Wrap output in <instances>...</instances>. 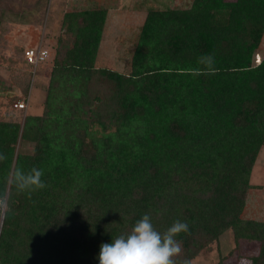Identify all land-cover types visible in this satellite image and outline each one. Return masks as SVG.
<instances>
[{
    "label": "trees",
    "instance_id": "1",
    "mask_svg": "<svg viewBox=\"0 0 264 264\" xmlns=\"http://www.w3.org/2000/svg\"><path fill=\"white\" fill-rule=\"evenodd\" d=\"M106 17V8L64 13L41 111L22 126L0 119V190L16 167L43 169L47 185L30 199L11 189L0 264H99L100 245L144 214L160 232L189 225L176 264L226 231L236 247L258 242L249 264H264V221L243 215L264 146V53L253 62L264 0L148 10L127 74L95 65ZM35 73L21 77L28 100ZM20 132L31 152L17 149Z\"/></svg>",
    "mask_w": 264,
    "mask_h": 264
},
{
    "label": "rangeland",
    "instance_id": "2",
    "mask_svg": "<svg viewBox=\"0 0 264 264\" xmlns=\"http://www.w3.org/2000/svg\"><path fill=\"white\" fill-rule=\"evenodd\" d=\"M117 1H105L107 8L110 5L106 22L113 24L114 17L118 20L115 32H112L116 41L112 40L110 33L108 34L111 25L106 23L102 40H106L107 37L110 46L105 49L100 45L95 65L125 74L130 71L131 57L146 12L150 9H186L190 8L193 2V0H120L123 2L122 5H117ZM69 2L67 0H0V18L3 22L0 28V119L16 120L22 126L27 115L41 111L57 38L63 34L61 25L64 13L86 8L94 9L97 4L95 0L93 3L82 0L81 5L77 0ZM120 6L124 8L119 10ZM38 44L48 49L49 57L42 65H38L33 75L30 84L31 99L27 108L15 109V102L29 96V93H22L20 86L23 79L21 77L31 70L25 63L22 52L26 47ZM256 52L254 64H257L256 60H261L264 53V34ZM92 127L100 129L98 123H93ZM20 135L21 132L17 149L31 152L33 144L23 142ZM95 136L98 137L99 133ZM250 183L259 187L249 191L248 203L243 215L264 221V146L255 161ZM4 211L5 209H0V220ZM258 251L259 243L256 241L241 239L236 247L231 231H226L220 236L218 243L215 242L201 251L191 264H216L221 257H226L224 264H249L250 257L256 255Z\"/></svg>",
    "mask_w": 264,
    "mask_h": 264
},
{
    "label": "clouds",
    "instance_id": "3",
    "mask_svg": "<svg viewBox=\"0 0 264 264\" xmlns=\"http://www.w3.org/2000/svg\"><path fill=\"white\" fill-rule=\"evenodd\" d=\"M212 55L198 58V63L211 69L214 64ZM7 156L0 153V162ZM43 169L32 167L25 171L21 167L10 170L5 177V186L0 190V209L11 208L8 204L11 189L18 193H27L31 198L33 192L47 187L42 177ZM187 222L176 220L164 232L158 231L149 214L139 218L126 235L112 238L111 242L102 243L99 252V264H176L175 258L182 252V242L177 239L181 233H187ZM184 264H190L185 260Z\"/></svg>",
    "mask_w": 264,
    "mask_h": 264
},
{
    "label": "built area",
    "instance_id": "4",
    "mask_svg": "<svg viewBox=\"0 0 264 264\" xmlns=\"http://www.w3.org/2000/svg\"><path fill=\"white\" fill-rule=\"evenodd\" d=\"M22 55L25 60V63L28 66H30V69H31L30 71L34 74L36 72L38 65L48 59L49 51L48 49L43 47L41 44H38L32 47H26L23 50ZM259 62H260L259 59L256 60V63H259ZM28 102H29L28 97L23 100L17 101L14 103V108L24 110L27 108Z\"/></svg>",
    "mask_w": 264,
    "mask_h": 264
},
{
    "label": "crops",
    "instance_id": "5",
    "mask_svg": "<svg viewBox=\"0 0 264 264\" xmlns=\"http://www.w3.org/2000/svg\"><path fill=\"white\" fill-rule=\"evenodd\" d=\"M70 0H67V2H69ZM80 1V2H79ZM81 1L82 0H77V3L79 4V5H81L82 3H81ZM89 1V3H93L94 2V0H88ZM105 1L106 0H95V2H97V4H95V8H106L107 9V16L109 15V6H108V8H107V6H106V3H105ZM122 1H120V0H118L116 3H117V5H122V3H121ZM70 3V2H69ZM90 8H94V7H90ZM124 8V7H123ZM121 6L119 7V10H122L123 9ZM82 9V8H81ZM86 9H88V8H86ZM86 9H84V10H86ZM112 17H114V16H112ZM144 20V19H143ZM107 21V20H106ZM117 22H118V20L114 17V19H112V23L113 24H111V22H106V23H108V24H110L111 25V28L109 29L110 30V32L108 31V34L110 33V35H111V38H112V40L113 41H116V37H113V33L112 32H115V25L117 24ZM122 22L123 23H125V21H123L122 20ZM143 23V22H142ZM107 27V25L105 24V28ZM103 32H105V29L103 30ZM102 36H103V34H102ZM101 46H104V48L106 49V47H109L110 46V41H109V39L106 37V40H101V44H100Z\"/></svg>",
    "mask_w": 264,
    "mask_h": 264
}]
</instances>
